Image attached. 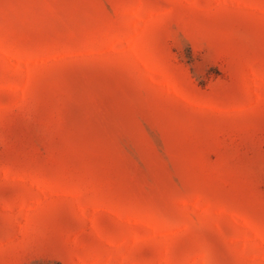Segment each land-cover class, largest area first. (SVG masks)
<instances>
[{
    "label": "rangeland",
    "instance_id": "obj_1",
    "mask_svg": "<svg viewBox=\"0 0 264 264\" xmlns=\"http://www.w3.org/2000/svg\"><path fill=\"white\" fill-rule=\"evenodd\" d=\"M0 264H264V0H0Z\"/></svg>",
    "mask_w": 264,
    "mask_h": 264
}]
</instances>
